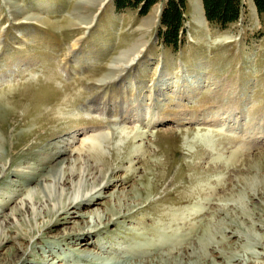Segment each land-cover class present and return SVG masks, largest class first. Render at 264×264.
Wrapping results in <instances>:
<instances>
[{
    "label": "rangeland",
    "instance_id": "1",
    "mask_svg": "<svg viewBox=\"0 0 264 264\" xmlns=\"http://www.w3.org/2000/svg\"><path fill=\"white\" fill-rule=\"evenodd\" d=\"M85 1L0 0V236L13 238L0 254L264 264V0H240L226 24L185 0L177 35L160 20L168 0ZM107 102L127 108L111 117ZM103 135L101 153L81 149ZM62 141L77 176L58 189L41 156ZM164 236L182 243L159 248Z\"/></svg>",
    "mask_w": 264,
    "mask_h": 264
},
{
    "label": "bare ground",
    "instance_id": "2",
    "mask_svg": "<svg viewBox=\"0 0 264 264\" xmlns=\"http://www.w3.org/2000/svg\"><path fill=\"white\" fill-rule=\"evenodd\" d=\"M99 0H86L85 2H86V4H95L96 2H98ZM101 5L103 4V2L102 3H100ZM93 23V20L90 22V24L88 23V25H87V27L88 26H90L91 24ZM78 41H79V39H77L74 43H73V45H76L77 43H78ZM134 59V58H133ZM131 62V61H130ZM129 62V63H130ZM129 65H127L126 63L125 64H122L120 67V69L122 70L121 72L119 71L118 73H117V75L119 76V75H121V73L123 72V70L126 68V67H128ZM116 68V67H115ZM114 72V71H113ZM115 75V74H114ZM166 81H165V78H162L161 80H160V83H159V86L162 88L163 86H166ZM124 86V85H123ZM127 87V86H126ZM119 97V96H118ZM127 100V99H126ZM94 101V100H93ZM101 101V100H100ZM122 101V100H121ZM110 102V101H109ZM125 102V101H124ZM103 103V102H102ZM108 103V102H107ZM105 104L104 105V108L102 109V110H106V113H107V115L108 116H111V117H117V116H119V117H121V113L123 112V111H125L124 109H126L127 107H126V105H124L125 103H123V104H117V105H114V103L112 104V105H114V106H116V108L114 107L113 109H112V107H111V105H110V103H108V104ZM119 103V102H118ZM98 104H100V103H98ZM104 104V103H103ZM98 106L96 103H92L91 105H89V106H86V110H88V111H91V110H95V109H98V108H96V107ZM103 106V105H102ZM88 107V108H87ZM91 107V108H90ZM118 107V108H117ZM101 112V111H100ZM103 112V111H102ZM138 112V108L137 107H135V108H133V109H131V113H132V115H134L135 117H139V116H141V115H143V114H138L137 113ZM130 114V113H129ZM139 120V119H138ZM232 120V119H231ZM230 120V121H231ZM155 119L153 118V116L152 117H150L146 122H144V125L147 127V126H149V128H151L153 125H155ZM232 122H234V120H232ZM258 132V131H257ZM103 138V139H105V137L106 136H99V137H88L87 139H85V141L81 144V149H86L87 151H90V152H95V154L96 153H101V151H102V147H101V143L99 142V138ZM68 151H67V148H66V146H65V143L62 141V143H59L58 145L57 144H55L54 146H53V150L51 151V152H49V153H44L42 156H41V159L43 160V166H44V164H46V163H51L52 162V164L50 165L51 166V168L48 170V172H46V173H44L42 176L43 177H49V176H51L52 177V180H53V182H54V185H56L57 187H58V189H59V186H66L65 184H67V181H69V179L71 178H73L74 176H77V173H76V175L73 173V171H71L70 173H66L67 175H65L64 176V173H65V168H63V164L65 163V162H67L68 160H69V157H67L66 155L68 154L67 153ZM39 163H41V162H39ZM71 164V163H70ZM54 165V166H53ZM42 166V167H43ZM53 166V167H52ZM39 168V167H38ZM39 171V170H38ZM41 173H42V171H41ZM40 173V174H41ZM39 174V175H40ZM31 176H28V177H25V183H26V185H31L32 183H34V185L35 186H40V187H43V185H42V181H40V180H37V178H36V176H33V174L31 173L30 174ZM51 180V181H52ZM121 184V183H120ZM20 185V184H19ZM80 185H81V183H80ZM79 185V188L77 187H74L72 190V192H73V195H75V196H77L78 197V195L79 194H81V193H83V189H81V193H80V186ZM25 187V186H24ZM34 187V186H33ZM44 188V187H43ZM88 190V189H87ZM58 192V191H57ZM89 193V192H88ZM83 195V194H82ZM95 202H97V200H95L94 198H91L87 203H86V205L88 204H92V205H94L95 204ZM91 205V206H92ZM83 206V205H82ZM113 211V210H112ZM114 212V211H113ZM120 213V212H119ZM94 214V223L95 224H98V223H103V221H106V219H107V221L109 222L110 221V219L109 218H107V212H106V214H104V211H102V213H100V212H98L97 210H95V212L93 213ZM103 215H104V217H103ZM182 223H183V221H182ZM171 237H168V236H164V237H161V238H159V244L161 245V247H159V248H162V247H169V246H171V245H179V244H181L182 243V238H175L174 240H171L170 239ZM8 239H11V240H13V238H12V236L11 235H4V236H0V248H1V245L3 244V242H4V240H8ZM189 239V238H188ZM188 239H185V241H187ZM184 241V242H185ZM3 246V245H2ZM175 247V246H174ZM187 251V250H186ZM183 253V252H182ZM187 255V254H186ZM19 256H21L20 255V251H18L17 252V249H16V251L14 252H12L10 255H8V256H2L1 254H0V264H14L15 262H16V260L19 258ZM135 256H137V255H135ZM134 255L133 256H131V257H126V258H124L122 261H120V262H118L117 264H133L132 262H134L133 260L134 259H136V257H135ZM139 256H144L143 254H139ZM181 256H183V254L181 255ZM135 257V258H134ZM140 264H150L149 263V260L147 259V258H145V259H142L141 260V262H140Z\"/></svg>",
    "mask_w": 264,
    "mask_h": 264
},
{
    "label": "trees",
    "instance_id": "3",
    "mask_svg": "<svg viewBox=\"0 0 264 264\" xmlns=\"http://www.w3.org/2000/svg\"><path fill=\"white\" fill-rule=\"evenodd\" d=\"M132 3H138L141 0H128ZM142 9L146 10L147 7L153 3L154 0H142ZM205 7V14L208 20L217 21L221 24L233 22L239 15L240 0H203ZM129 4V3H128ZM185 0H168L161 13V23L165 26L166 30L176 34L182 28L183 23V10ZM258 5H264L258 3Z\"/></svg>",
    "mask_w": 264,
    "mask_h": 264
}]
</instances>
